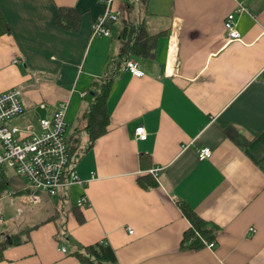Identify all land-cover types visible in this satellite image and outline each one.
<instances>
[{
  "label": "crops",
  "instance_id": "1",
  "mask_svg": "<svg viewBox=\"0 0 264 264\" xmlns=\"http://www.w3.org/2000/svg\"><path fill=\"white\" fill-rule=\"evenodd\" d=\"M242 1V39L228 41L225 20L237 0H149L145 23L158 36L155 55L130 58L143 75L124 65L115 76L109 128L89 147L83 124L74 129L93 100V80L119 52L128 0H0L10 26L0 35V93L23 90L19 124L40 116L42 101L51 110L69 102L68 140L77 137L79 148L72 167L87 181L70 190L75 203L84 192L90 201L80 207L82 222L69 211L60 242L56 222L45 220L54 199L41 193L33 204L46 208L44 219L28 242L7 247L0 264H81L71 253L102 240L119 264H264V0ZM62 6L81 13L77 31L56 24ZM107 11L118 16L111 35L94 36L93 23ZM140 125L145 140L135 136ZM203 147L213 152L201 160ZM156 166L158 184L142 187L139 177ZM6 173L13 191L24 190V177ZM178 200L217 226L213 247H182L190 221ZM15 223L0 224V240Z\"/></svg>",
  "mask_w": 264,
  "mask_h": 264
},
{
  "label": "trees",
  "instance_id": "2",
  "mask_svg": "<svg viewBox=\"0 0 264 264\" xmlns=\"http://www.w3.org/2000/svg\"><path fill=\"white\" fill-rule=\"evenodd\" d=\"M149 0H128L127 17L123 19V28L120 33L119 52L111 57L104 73L92 82L93 100L83 109L78 118V125L74 133L83 129L88 134V145L93 146L97 139L107 132L110 125V113L108 110V97L115 80L124 65L132 57L150 58L155 55L157 47V35H151L147 31L145 20L150 14L148 9ZM56 24L65 30L77 31L81 23V13L72 7H59L55 18ZM10 31V26L0 9V35ZM232 135V134H231ZM233 136V135H232ZM234 137V136H233ZM78 138L69 144L71 157L79 154L77 146ZM70 143V138L68 140ZM139 184L144 188L157 185L156 179L150 173L139 177ZM71 187L61 190L52 203L53 212L45 220L56 222L55 238L62 242L67 238L66 218L69 211H73L78 220H84L80 207L74 202ZM28 191V190H27ZM12 191L7 173H0V202L5 196H16L27 192ZM183 213L190 221L189 228L185 231L182 247L185 249H200L215 243L217 226L200 217L192 206L184 200H178ZM37 224H26L14 231L4 233L0 240V261L5 258V251L9 245H19L31 239V230ZM76 256L81 264H119L115 249L108 240L98 241L89 245L80 246L71 253Z\"/></svg>",
  "mask_w": 264,
  "mask_h": 264
},
{
  "label": "built area",
  "instance_id": "3",
  "mask_svg": "<svg viewBox=\"0 0 264 264\" xmlns=\"http://www.w3.org/2000/svg\"><path fill=\"white\" fill-rule=\"evenodd\" d=\"M246 9L243 1L237 0L236 10L228 14L225 20L228 41L242 39L236 28V14ZM117 19L118 16L110 11L100 15L93 23V35H111L109 22ZM126 68L135 75L144 74L134 60H129ZM22 96L21 88H11L0 93V173L12 170L24 177L27 180L24 190L28 191L20 196L24 195V199L30 203L41 202V193L56 196L61 190L72 185L85 189L87 181L72 167V157L69 153V125L66 120L69 102L61 101L51 110L50 104L42 101L35 111L41 110L46 114L25 124L12 123L27 110ZM135 136L138 140L147 138L148 133L143 125L136 127ZM212 152L210 147L200 148L199 158H210ZM160 170V167L156 166L150 169V173L158 177ZM12 199L18 203L25 201L19 195L13 196ZM76 204L79 207L90 204L86 192L78 197ZM19 210L21 211L20 208ZM4 222L5 218L0 213V224ZM129 232L133 233L134 230L129 228ZM214 244L211 242L208 246L213 247ZM62 250L66 251L65 247H62Z\"/></svg>",
  "mask_w": 264,
  "mask_h": 264
},
{
  "label": "rangeland",
  "instance_id": "4",
  "mask_svg": "<svg viewBox=\"0 0 264 264\" xmlns=\"http://www.w3.org/2000/svg\"><path fill=\"white\" fill-rule=\"evenodd\" d=\"M39 113L40 116L44 115L43 111L42 113ZM12 123L19 124L20 121L14 120L12 121ZM74 199H76V196H74ZM19 208L21 209V211L19 210ZM0 212H3L6 218L5 224H7H3L2 229H9L13 226V224H16L15 222H17L18 226L38 223L44 219L43 214H45L47 210L45 207H43V205L29 203L27 200H25L23 204L19 205L15 202L14 199H12L11 196H5L0 202ZM18 217H20V220H18Z\"/></svg>",
  "mask_w": 264,
  "mask_h": 264
}]
</instances>
